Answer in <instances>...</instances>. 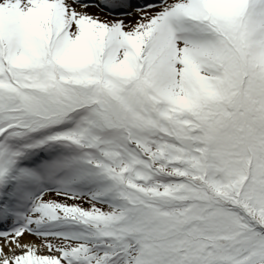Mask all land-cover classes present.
<instances>
[{
  "label": "snow or ice",
  "instance_id": "1",
  "mask_svg": "<svg viewBox=\"0 0 264 264\" xmlns=\"http://www.w3.org/2000/svg\"><path fill=\"white\" fill-rule=\"evenodd\" d=\"M0 264H264V0H0Z\"/></svg>",
  "mask_w": 264,
  "mask_h": 264
},
{
  "label": "rangeland",
  "instance_id": "2",
  "mask_svg": "<svg viewBox=\"0 0 264 264\" xmlns=\"http://www.w3.org/2000/svg\"><path fill=\"white\" fill-rule=\"evenodd\" d=\"M91 11H93V12H98L99 10L93 8V9H91ZM101 15H105V14L101 13ZM25 237H27V238H29V239H32V240H36V239H35L36 237H34V236L25 235ZM45 251H46V250H45Z\"/></svg>",
  "mask_w": 264,
  "mask_h": 264
},
{
  "label": "bare ground",
  "instance_id": "3",
  "mask_svg": "<svg viewBox=\"0 0 264 264\" xmlns=\"http://www.w3.org/2000/svg\"><path fill=\"white\" fill-rule=\"evenodd\" d=\"M24 238H25L26 240L29 239V238H27V237H24ZM35 239H37V238H35Z\"/></svg>",
  "mask_w": 264,
  "mask_h": 264
}]
</instances>
